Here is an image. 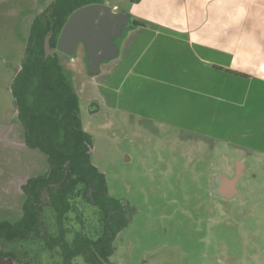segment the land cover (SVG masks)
Listing matches in <instances>:
<instances>
[{
	"label": "rangeland",
	"instance_id": "1",
	"mask_svg": "<svg viewBox=\"0 0 264 264\" xmlns=\"http://www.w3.org/2000/svg\"><path fill=\"white\" fill-rule=\"evenodd\" d=\"M50 1L0 0V108L9 105L6 84L20 63L31 20ZM130 2L104 4L117 13L127 12ZM17 49L19 54L14 53ZM65 58L82 128L91 136V164L104 175L108 196L125 201L132 210L115 241L122 262L166 264L176 257L179 264H264V160L248 149L201 135L166 134L158 119L141 116L144 86L130 84L141 81L133 74L120 77L117 58L102 63L93 76L83 43L74 62L68 65ZM168 89L154 87L157 96ZM171 96L161 109L174 103L169 113H177L178 106L183 111L188 100L176 102ZM92 103L94 113L89 112ZM163 158H170L166 172ZM234 159L245 160L247 166L239 195L233 201L207 197L202 190L207 177ZM10 200L0 198L5 208ZM17 215L0 211V221L15 222Z\"/></svg>",
	"mask_w": 264,
	"mask_h": 264
},
{
	"label": "crops",
	"instance_id": "2",
	"mask_svg": "<svg viewBox=\"0 0 264 264\" xmlns=\"http://www.w3.org/2000/svg\"><path fill=\"white\" fill-rule=\"evenodd\" d=\"M126 11L143 27L123 34L116 62L120 77L133 74L141 81L130 84L144 86L141 116L264 160V0H131ZM154 87H168V93L157 96ZM169 95L188 100L186 108L169 113L170 103L162 110ZM6 112L4 105L0 198L12 199L35 175L38 153L25 146Z\"/></svg>",
	"mask_w": 264,
	"mask_h": 264
},
{
	"label": "flooded vegetation",
	"instance_id": "3",
	"mask_svg": "<svg viewBox=\"0 0 264 264\" xmlns=\"http://www.w3.org/2000/svg\"><path fill=\"white\" fill-rule=\"evenodd\" d=\"M53 2L54 0L50 1L42 11L33 16L20 63L15 66L16 70L6 84L10 95L9 105L6 106V117L15 122L23 132V141L26 128L24 118L20 115L17 98L13 95L14 78L20 72L25 60L33 21ZM46 37H49L50 52L48 53L44 50ZM53 37V31H48L44 36L43 58L45 60L57 58L59 63L66 67L65 57L68 56L57 51V42L55 45L52 44ZM120 38L114 42L118 44ZM18 50L14 53L19 54ZM71 58L73 56L68 57ZM95 111L96 105L92 103L89 112ZM163 129L166 134L183 133L196 136L180 132L174 127H163ZM82 131L90 138V144H87L89 166L98 172L90 161L91 136L83 128ZM153 132L158 133L155 130ZM29 149L38 153L39 158H36L38 168L35 175L19 185V191L10 200L7 208L1 209L4 213L18 214L19 219L15 222L0 221V264H124L122 255L117 253L119 250L115 246V241L130 221L131 207L125 201L108 196L102 173L98 172L101 180L94 181L96 177L92 174L70 173L72 168L68 169L69 163L66 162L61 166L64 174L58 175L54 172V165L50 164L44 154L37 149ZM163 160L165 166L162 171L166 172L170 169L168 168L170 158ZM201 165L206 167L208 164ZM246 169L245 160L234 159L220 171L211 173L202 190L209 198L217 196L224 201H233L240 193L238 185L244 178ZM88 214H91V217ZM176 259L173 257L169 262L166 261V264H179ZM148 263L144 261V264Z\"/></svg>",
	"mask_w": 264,
	"mask_h": 264
},
{
	"label": "trees",
	"instance_id": "4",
	"mask_svg": "<svg viewBox=\"0 0 264 264\" xmlns=\"http://www.w3.org/2000/svg\"><path fill=\"white\" fill-rule=\"evenodd\" d=\"M91 3L104 4V0H54L35 18L30 27L26 57L12 89L25 121L26 146L44 154L54 165L56 174H64L61 166L67 162L68 169L72 168L70 173L92 174L96 181L101 180V175L89 166L90 138L81 128L79 101L71 87L69 72L57 58H43L46 33L54 32L52 44L55 45L68 16ZM138 27L143 24L131 18L124 33ZM99 72L100 69L88 70L91 76Z\"/></svg>",
	"mask_w": 264,
	"mask_h": 264
},
{
	"label": "water",
	"instance_id": "5",
	"mask_svg": "<svg viewBox=\"0 0 264 264\" xmlns=\"http://www.w3.org/2000/svg\"><path fill=\"white\" fill-rule=\"evenodd\" d=\"M130 14L114 13L102 3L84 5L73 11L66 19L57 40V51L71 57L79 43L86 51L89 71H98L103 62L117 58L118 40L130 24ZM48 38L44 40L45 52H50Z\"/></svg>",
	"mask_w": 264,
	"mask_h": 264
}]
</instances>
